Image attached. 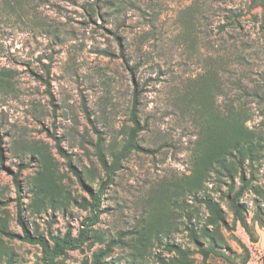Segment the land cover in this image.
Wrapping results in <instances>:
<instances>
[{
    "label": "rangeland",
    "instance_id": "rangeland-1",
    "mask_svg": "<svg viewBox=\"0 0 264 264\" xmlns=\"http://www.w3.org/2000/svg\"><path fill=\"white\" fill-rule=\"evenodd\" d=\"M89 2L0 0V264H264V7L99 0L89 17ZM215 62L218 108L233 102L250 116L240 130L254 155L234 180L197 170V141L212 122L182 100ZM135 83L146 150L131 152L107 183L90 238L46 263L41 245L24 239L17 203L32 236L50 245L67 231L79 238L93 222L91 192L107 178L98 140L111 160L132 128ZM225 150L215 153L229 160ZM237 191L247 226L230 206ZM192 228L213 248L206 262Z\"/></svg>",
    "mask_w": 264,
    "mask_h": 264
},
{
    "label": "trees",
    "instance_id": "trees-1",
    "mask_svg": "<svg viewBox=\"0 0 264 264\" xmlns=\"http://www.w3.org/2000/svg\"><path fill=\"white\" fill-rule=\"evenodd\" d=\"M73 3H77L78 0H69ZM99 0H96V2ZM260 3L259 5L264 7V0H257ZM88 3L85 6V10L87 11V15L89 17H93L94 15L99 13L97 8V3ZM11 8H15V6L11 5ZM242 14L236 13L231 18H228L230 21L238 20ZM116 38H119L116 36ZM119 41V39H118ZM120 42V41H119ZM218 62H215L212 66L208 67L204 72L198 74L192 81L190 87L185 92V95L182 97L184 104L188 107H193L197 114L200 117H203L205 114L210 116V121L212 122L209 126V134H202L200 139L197 141V146L195 148L196 154V165L197 170L203 171L206 169H211L216 171V173L225 172L227 177L230 180H234L235 173L238 171L239 167H243L244 159L246 157H252L254 155V142L249 141L246 136L244 137L242 130L240 127L244 120H248L250 118L249 113L245 107H236L234 103H230L226 108V112L222 113L216 104V98L220 93H223L221 90V82L220 76L218 74V68L216 65ZM221 67V64H218ZM227 65V63H226ZM228 67L226 68L227 71ZM142 90H139V84L135 83L133 89V101L132 107L130 111V120L132 122V128L127 134V138L124 140L119 150L110 151L111 160L106 156L105 152L101 147L100 138L98 140L96 151L99 162L107 176V178L101 183L98 188L97 193L91 192L93 198V211L94 215L92 217L91 223H87L85 228L81 229L79 238L73 239L71 237V232L67 231L65 235L61 238L59 236L51 235L50 238L53 241V245L49 244V241L45 238L38 236H32L30 232L27 230L26 225L22 221L21 213H20V204L18 205V220L21 225H23L24 229V239L28 242L38 243L41 245L43 250V258L46 263L49 261H53L56 257L64 254L66 249H70L72 247L77 246L78 241H82L84 239L90 238L91 231L89 230L91 224L98 219V211H99V203L101 199V195L104 192V189L115 175L116 171L121 168V163L124 159H126L129 154L133 151H145L146 149L140 144L139 134L145 129V123L142 121L141 113H142V104L140 102V94ZM222 120L227 121V126H225L220 131L217 130L219 127V122ZM2 141V138H0ZM226 148L227 155L229 156V160L221 158L215 153L216 147ZM217 165V166H214ZM241 195V191H237L233 197H230V206L234 212L235 219L239 220L244 226H247L246 219L243 214V208L240 205L239 197ZM205 202L212 208L213 212L217 216V208L216 203L211 199H206ZM96 211V212H95ZM218 220L225 222L221 216H218ZM262 221V220H261ZM195 228H192V235L195 236L194 241L198 247V251L203 254V260L206 262L210 252L213 250L211 246L204 247L199 243L197 238V233L194 232ZM4 234L6 232L3 229H0ZM201 237L205 239H210L211 237L206 233H200ZM96 235V232L95 234ZM99 237V236H98ZM81 243V242H79ZM166 249L169 252H179L182 255H186L185 249L179 246H175L172 244H167ZM135 261H133L134 263ZM165 264V260H164Z\"/></svg>",
    "mask_w": 264,
    "mask_h": 264
}]
</instances>
